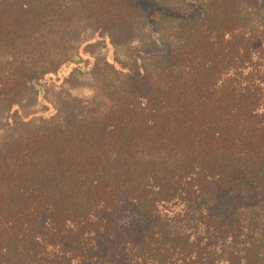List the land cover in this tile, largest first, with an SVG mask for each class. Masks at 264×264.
I'll return each instance as SVG.
<instances>
[{"label": "trees", "instance_id": "trees-1", "mask_svg": "<svg viewBox=\"0 0 264 264\" xmlns=\"http://www.w3.org/2000/svg\"><path fill=\"white\" fill-rule=\"evenodd\" d=\"M83 74L60 122L44 87ZM31 96L0 264H264V0H0V130Z\"/></svg>", "mask_w": 264, "mask_h": 264}, {"label": "rangeland", "instance_id": "rangeland-1", "mask_svg": "<svg viewBox=\"0 0 264 264\" xmlns=\"http://www.w3.org/2000/svg\"><path fill=\"white\" fill-rule=\"evenodd\" d=\"M92 35V27L88 24L74 32L76 41H82ZM105 55V49H101L93 54L91 58L100 60ZM44 88L46 99L57 109L56 112H53L54 109L50 110L51 108L48 111H52V114H55L56 119L60 122L71 121L74 117L81 116L87 110L92 109V106L88 103L91 98V90L89 88V76L87 74L78 76L75 81L70 83H51ZM41 105L42 103L39 98L35 99L31 96L24 99L21 104L24 119L19 120L21 122H18L9 130H0V144L21 131L34 130L38 125L45 122L42 116L44 115L47 118V115H45L47 112L41 113ZM52 105L49 106L53 107Z\"/></svg>", "mask_w": 264, "mask_h": 264}]
</instances>
